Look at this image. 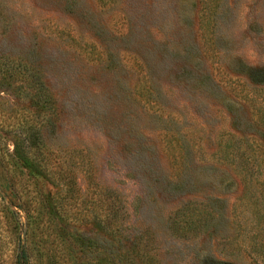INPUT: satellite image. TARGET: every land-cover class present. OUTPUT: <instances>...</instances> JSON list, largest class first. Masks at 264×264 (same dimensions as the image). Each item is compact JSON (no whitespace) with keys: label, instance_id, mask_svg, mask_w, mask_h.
Masks as SVG:
<instances>
[{"label":"rangeland","instance_id":"rangeland-1","mask_svg":"<svg viewBox=\"0 0 264 264\" xmlns=\"http://www.w3.org/2000/svg\"><path fill=\"white\" fill-rule=\"evenodd\" d=\"M33 129L28 155L70 171L75 194L12 157ZM3 169L31 211L64 202L90 242L79 264L116 244L132 264H264V0H0ZM106 206L116 239L92 224ZM18 220L20 237L0 201V264ZM32 241L65 250L43 228Z\"/></svg>","mask_w":264,"mask_h":264},{"label":"trees","instance_id":"trees-1","mask_svg":"<svg viewBox=\"0 0 264 264\" xmlns=\"http://www.w3.org/2000/svg\"><path fill=\"white\" fill-rule=\"evenodd\" d=\"M45 102H47V99L44 100V104ZM38 141L37 132L34 129L29 132V138L26 137L25 139H21L16 136L13 141L12 157L15 158L19 165L26 169L30 175L39 177L45 180L52 187L56 188L57 190L55 194H62L63 192L64 196L68 197L72 194H75L76 183L70 171H63V173L51 171L48 168L49 163L46 153H44L42 149H37L38 156L33 157L28 155V149L38 145ZM3 161L4 160L2 159V166L4 163ZM6 166H8V163H6ZM13 166L15 167L16 164L14 163ZM52 168H55V166ZM61 174H64V176ZM54 200L55 199L53 196H47L45 201H43L44 206L42 210L44 212L46 210L48 215L46 219H43V217L40 215L44 212L40 211V205L32 211L29 208L24 207L18 200L16 191L13 190V184L10 181L9 174L6 172V169H3V172H1L0 201L4 204L6 221L10 222L9 225L12 227L14 232L19 235V237L21 225L18 220V212L22 211L25 214L26 219L22 243H20L19 254L17 255L15 264H29L32 257L37 261L38 264H79L80 261L78 262L77 258L78 252H75L74 246L77 245L82 253H84L83 251L90 252L89 241L85 242L79 240V238L76 237L72 231L69 232V230H67V228L72 226L74 221L72 220L70 211H66V213L65 210L62 209V203L64 202H54ZM59 200L61 201L60 198ZM104 213L105 215L103 218H98L97 216L93 217L92 224L97 230L104 231L106 234L110 235V238L116 239V235L118 234V221H116V218L112 216L111 208L106 206V208H104ZM176 224L178 226L177 221L174 222V225ZM42 228L46 232L50 233V235L53 237V241L56 243L59 241L64 245V253L60 254L59 257H57L58 254H55V252L53 253L52 250L48 248H41L35 245L32 241L34 237V231L40 230ZM179 229L183 230L184 226L183 228ZM48 236L49 235H45L46 238ZM46 240L44 241L45 244L47 243ZM48 244L49 243H47L45 246H48ZM110 247L114 246L112 245ZM106 252L107 256L104 258V262L101 264H120L122 262H129V264H132V257L134 256L137 258L134 251L131 250L122 252V250L118 248L117 244L115 248H107ZM255 262L256 264L259 263H257V259H255Z\"/></svg>","mask_w":264,"mask_h":264}]
</instances>
